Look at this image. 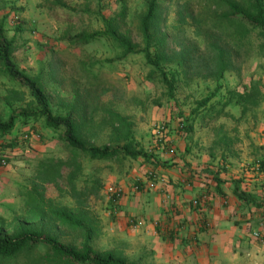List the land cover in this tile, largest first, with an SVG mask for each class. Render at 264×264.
Listing matches in <instances>:
<instances>
[{
  "label": "rangeland",
  "instance_id": "obj_1",
  "mask_svg": "<svg viewBox=\"0 0 264 264\" xmlns=\"http://www.w3.org/2000/svg\"><path fill=\"white\" fill-rule=\"evenodd\" d=\"M42 1L46 14L41 15V24L24 17L21 8L25 6L12 4L13 0H7L8 4L11 2L8 5L10 10L0 14V19L6 20V35L15 40L14 59L19 67L29 75L40 76L54 113L65 115L72 110L82 136L89 144L116 146L113 141L115 135L112 116L108 113L111 108L133 122V132L139 141L135 149L142 150L137 156L141 155L139 158L147 156L158 162V149L178 156L177 148L170 144L169 137L172 134L184 136L191 133L187 130V125L192 123V119L196 120L198 126L207 124L212 127L215 135L216 130L222 128V131L231 136L235 151L228 153L233 154L232 156L237 155L238 148L243 151L249 144L258 153L264 150L259 143L264 138V38L257 31L249 37L252 48L250 56L234 59L218 83L211 77L195 76L187 79L174 62L165 65L168 78L172 80L175 77V87L171 89L164 81L161 70L150 65L143 52L126 53L110 36H98L86 44L69 41L70 36L77 33L101 32L110 26L116 28L119 36L138 45V48H144L142 19L148 13L150 0ZM176 1L187 0H157L158 7L151 20L152 52H156L159 45L157 41L162 36L167 39L169 48L177 49L182 44L202 50L204 48L205 39L197 26L189 20L181 22L178 17ZM190 1L194 2L197 11L204 6L201 0ZM28 2L34 6L35 2L41 4V0ZM2 8L0 5V9ZM59 52L65 53L64 58L61 57L65 65L61 81L51 75L49 65L51 58ZM79 61H85L102 78L112 81L105 86L114 87L101 94L105 86H100L86 94L88 86ZM12 90L23 92V98L16 99L17 93L11 94ZM249 92L252 93V98L246 97ZM99 93L101 95L97 97ZM95 106L98 111L93 112ZM38 107L30 90L12 80L0 68V116L6 119L13 111L23 108L34 110ZM17 122L32 123L41 131L42 138L52 141V148L48 156L37 155L38 157L31 158L28 153L34 144L33 139L31 144H22L12 150L15 154L6 167L18 158L28 163L24 162L22 178L15 185L14 209H9L7 215L0 214V233L13 234L20 224H25L80 249L85 241L86 231L91 230V244L100 253L111 251L139 264H165L159 262L147 247H142L138 239L130 237L128 232V239L121 237L125 232L115 223L118 215L114 216L115 209L111 207V201L119 197V191L111 194L116 189H111V184L129 179L132 169L139 167L138 162L134 161L136 159L123 157L121 154L109 160L91 159L82 155L83 175L79 178V184L82 185L95 176L101 177L103 182L100 197L91 200L86 229L70 230L53 221L30 223L18 219L26 210L19 190L29 183L39 161L48 157L66 158L71 154V149L61 138L62 131L48 127L43 118L21 116ZM150 162L154 163L152 160ZM249 165L254 169H262L264 160ZM56 198L61 204H71L69 198ZM114 204L117 205L116 202ZM1 210L6 211L5 208ZM254 232L263 235L264 232L255 229L251 235L252 241L262 245L261 247L257 246L252 253L244 251L237 256L225 258L226 261L222 259L219 264H264V242L257 239ZM192 243L197 245V240H192ZM47 251L48 247L39 243L33 248L31 255H43ZM190 257L194 256L190 254ZM27 258L24 257L20 264L26 263ZM179 264L184 263L182 261ZM189 264L199 263L192 260Z\"/></svg>",
  "mask_w": 264,
  "mask_h": 264
},
{
  "label": "trees",
  "instance_id": "obj_2",
  "mask_svg": "<svg viewBox=\"0 0 264 264\" xmlns=\"http://www.w3.org/2000/svg\"><path fill=\"white\" fill-rule=\"evenodd\" d=\"M201 1L204 6L198 11L195 10L194 2L190 0L176 1L175 5L181 22L191 21L203 34L205 39L203 50L185 44L177 49L169 48L167 39L162 36L157 41L159 45L156 52H152L151 20L158 7L157 0H150L148 13L142 19L144 48H138V45L119 36L116 28L110 26L101 32L77 33L70 36L69 41L86 44L98 36H110L125 49L126 53L143 52L147 62L161 70L164 81L171 89L175 87V77L170 80L164 68L171 62L179 67L180 72L187 79L195 76L211 77L218 83L233 64L234 59L250 56L251 34L257 31L264 38V0ZM15 51L14 38L8 37L0 24V68L12 80L28 88L39 107L34 110L23 108L13 111L6 119L0 116V135L11 132L21 116L43 118L48 127L62 131L61 138L71 149V154L66 158L48 157L39 161L29 178V183L24 184L19 190L26 210L18 219L30 223L53 221L70 230L86 229L89 223L88 210L91 200L100 197L103 182L101 177L95 176L87 179L84 184H79V178L83 175L82 155H87L91 159L108 160L119 154L123 157H137L142 150L135 149L139 141L133 132V122L109 108L108 113L112 116L113 135H115L113 141L116 146L89 144L82 136L72 110L65 115L54 113L40 76L29 75L22 70L14 59ZM64 55L65 53L59 52L49 62L51 75L59 81L64 73L65 65L61 58H64ZM79 65L88 86L86 94H90L97 87L112 83L111 80L102 78L99 72H94L85 61H79ZM112 87L114 86H105L100 93L103 94ZM12 93H17L16 99H22L24 95L23 92L14 90L11 91ZM100 93L97 97H100ZM251 96L253 97L249 92L246 97ZM92 111H98L97 106ZM187 130H192L191 124L187 125ZM216 132L215 145L233 153L235 151L232 147L233 139L222 131V128L217 129ZM56 196L69 198L71 204L59 203ZM92 237V231L87 230L85 241L78 249L41 229L20 224L13 234H4L2 231L0 233V264H20L26 256L28 258L24 264H139L111 251L100 253L92 246ZM39 243L46 245L48 251L43 255L41 253L31 255L33 248Z\"/></svg>",
  "mask_w": 264,
  "mask_h": 264
},
{
  "label": "crops",
  "instance_id": "obj_3",
  "mask_svg": "<svg viewBox=\"0 0 264 264\" xmlns=\"http://www.w3.org/2000/svg\"><path fill=\"white\" fill-rule=\"evenodd\" d=\"M28 1L13 0L12 4L25 6L21 8L24 17L41 24L40 17L46 14L43 1L35 2V6ZM9 4L0 0L1 15L10 10ZM5 23L0 19L3 28ZM191 121V133L169 137L178 156L158 149V162L147 156L130 157L139 167L132 169L129 179L111 182V189L116 188L111 194L119 191L111 207L115 209L114 216L118 215L116 225L125 232L119 235L128 239V232L159 262L189 264L195 260L199 264H219L222 259L244 251L252 253L262 246L252 241L251 235L255 229L264 232V166L254 169L249 164L264 160V150L258 153L249 144L232 156L215 145L217 137L212 127ZM27 129L39 134L38 138L34 136L28 155L48 156L52 141L42 138L32 123L17 122L11 132L0 135V145L8 146L10 138ZM262 139L259 143L264 149ZM24 162L18 158L0 168V214L7 215L15 207V185L22 178ZM2 208L6 211L2 212ZM192 240H197V245H192Z\"/></svg>",
  "mask_w": 264,
  "mask_h": 264
},
{
  "label": "built area",
  "instance_id": "obj_4",
  "mask_svg": "<svg viewBox=\"0 0 264 264\" xmlns=\"http://www.w3.org/2000/svg\"><path fill=\"white\" fill-rule=\"evenodd\" d=\"M34 136H36L35 133H33L30 129L23 130L20 133L14 135L8 142V146L3 147L0 145V167H6L9 165L11 158H12V148L11 146L18 147L22 144H31L32 140L34 139ZM39 134L37 135V137ZM5 143H3L4 145ZM257 239H259L261 242H264V235L260 232H254Z\"/></svg>",
  "mask_w": 264,
  "mask_h": 264
}]
</instances>
